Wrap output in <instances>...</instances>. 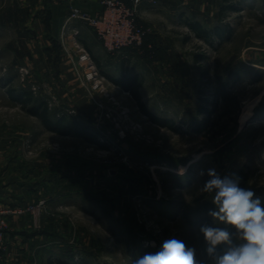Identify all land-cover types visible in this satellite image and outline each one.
<instances>
[{"label": "rangeland", "instance_id": "374dc122", "mask_svg": "<svg viewBox=\"0 0 264 264\" xmlns=\"http://www.w3.org/2000/svg\"><path fill=\"white\" fill-rule=\"evenodd\" d=\"M224 2H148L146 15L138 12L146 45L97 62L106 77L101 88L85 81L68 45L56 44L54 58L39 56L46 42L37 39L30 14L15 0H0V205L12 210L8 229L23 246L17 262L0 264H132L173 237L203 259L206 245L194 221L212 222L213 205L201 191L208 177L200 170L237 174L264 203V0H231L240 10L220 16ZM195 21L231 31L200 36L189 25ZM66 60L94 106L83 123L109 147L48 130L8 94V87H24L52 111L77 115L75 107L59 108L50 89L51 70ZM122 71L139 75L146 106L176 129L153 122L108 76ZM219 77L229 80L238 110H224L223 100L212 109ZM201 106L214 110L217 124L196 131L207 117Z\"/></svg>", "mask_w": 264, "mask_h": 264}, {"label": "clouds", "instance_id": "9594fccd", "mask_svg": "<svg viewBox=\"0 0 264 264\" xmlns=\"http://www.w3.org/2000/svg\"><path fill=\"white\" fill-rule=\"evenodd\" d=\"M207 175L201 191L212 195V224L199 232L206 245L205 257L182 239H164L158 250L147 252L132 264H264V203L251 188L241 186V177L221 175L215 168L200 170ZM155 247V242H152Z\"/></svg>", "mask_w": 264, "mask_h": 264}, {"label": "crops", "instance_id": "0c3cea01", "mask_svg": "<svg viewBox=\"0 0 264 264\" xmlns=\"http://www.w3.org/2000/svg\"><path fill=\"white\" fill-rule=\"evenodd\" d=\"M17 10L27 11L30 14L31 20L29 21L35 28L37 39L39 37L45 38L46 44H41V53L46 58H54V55H58V52L54 50V42L58 40L61 43L60 34L63 24L67 20L71 6H76L82 10L88 11L92 15L97 14L102 9L100 0H15ZM148 0H144L139 6V15H146L147 8L151 6ZM31 11H34L33 14ZM37 14V15H36ZM28 20V19H27ZM26 20V21H27ZM74 26L80 30V39L84 46L91 52L96 63L105 65L107 59L110 57L101 41L98 39L91 26L83 23L79 20L73 23ZM40 33V35H39ZM62 44V43H61ZM45 48V49H44ZM40 51V50H39ZM124 53H127L126 50ZM63 54V53H62ZM108 56V58H107ZM68 56L63 54L62 60H65ZM50 58V59H51ZM107 58V59H106ZM59 68H53L50 77V89L56 91L58 99V107H75L77 115L88 116L93 110V104L89 101L86 90L83 88L78 76V72L70 64L69 60L65 63H61ZM53 70L55 73H53ZM75 115V116H77ZM24 200V199H22ZM5 201V200H4ZM15 217L10 220L12 224H15ZM14 230L8 229L6 240V251L1 258L0 262H17L16 255H18V249L21 250L20 236L14 234ZM19 233V232H18ZM10 256V257H9Z\"/></svg>", "mask_w": 264, "mask_h": 264}, {"label": "built area", "instance_id": "2783aa9c", "mask_svg": "<svg viewBox=\"0 0 264 264\" xmlns=\"http://www.w3.org/2000/svg\"><path fill=\"white\" fill-rule=\"evenodd\" d=\"M144 0H100L102 9L95 15L79 7L71 6L67 20L61 29L62 45H68L77 57V65L87 82L95 86L103 84L99 67L91 52L80 39V30L73 23L77 20L92 27L105 51L111 55H118L125 50L140 49L144 43L147 29L139 20V6ZM156 2V0H148ZM25 71V70H24ZM23 80V79H22ZM33 89H36L33 86ZM69 114L76 115L74 109L69 108ZM12 210L0 205V260L6 251L5 236L8 231V216Z\"/></svg>", "mask_w": 264, "mask_h": 264}, {"label": "trees", "instance_id": "16d2710c", "mask_svg": "<svg viewBox=\"0 0 264 264\" xmlns=\"http://www.w3.org/2000/svg\"><path fill=\"white\" fill-rule=\"evenodd\" d=\"M128 1V0H126ZM224 4L219 9V15L224 16L226 11L229 10H240L239 6L233 5V4H227V2L231 0H224ZM140 20V19H139ZM189 25L200 35V36H209L212 32L218 36H221L223 32H230L231 28L230 26L226 25L225 27H221L216 25L212 31H209L205 29L200 22H190ZM147 36V35H146ZM144 38V43L142 45H146L147 37ZM59 41L55 40L54 42V50L57 49L59 52V49L57 48ZM57 44V45H56ZM145 44V45H144ZM134 49H127L126 52L133 51ZM200 59V57H198ZM208 69H203L202 75L204 78L207 79L208 82H210V77L208 75ZM113 81H115L117 84L121 85L124 89L128 90L133 97L136 99L138 106L140 109L155 123L168 126L172 129H176L174 126V123L166 118H161L157 115H155L147 106L142 98V94L140 92V87L142 85V79L139 77V75H130L127 72H121V76L118 78L110 77ZM8 94L10 97L16 101L22 102L24 107L27 109V111L37 116L43 125L51 131L58 132L63 135H71L75 134L80 137L85 138L89 142L97 143L100 146L103 147H109L107 143L101 142L99 140V134L94 129L90 128V126L83 123L82 118L85 116L77 115V116H70L66 111L59 112L58 109L51 110L48 103L39 98H35L32 94V91L27 88H19L16 89L14 87H8L7 89ZM214 93V101L210 104L212 106V109H217L219 100H223L224 102V110L227 111V108H231L232 106H235V110H238L240 108L239 100H237V97L234 93H232L229 89V80L223 79L219 77L217 84L213 88ZM200 112H204L207 114V117L203 119L201 122L195 126L196 131H202L206 128L215 127L217 124V120L212 119V111L206 108V106L199 107ZM194 224H196L199 228L202 225L205 224H212L211 220L209 218H204L200 221H194Z\"/></svg>", "mask_w": 264, "mask_h": 264}]
</instances>
